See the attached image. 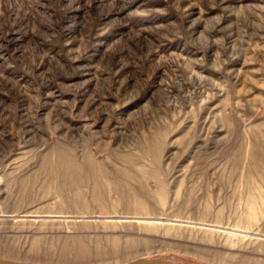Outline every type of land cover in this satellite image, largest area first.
I'll list each match as a JSON object with an SVG mask.
<instances>
[{
  "label": "rangeland",
  "instance_id": "1",
  "mask_svg": "<svg viewBox=\"0 0 264 264\" xmlns=\"http://www.w3.org/2000/svg\"><path fill=\"white\" fill-rule=\"evenodd\" d=\"M0 258L264 264V0H0Z\"/></svg>",
  "mask_w": 264,
  "mask_h": 264
},
{
  "label": "water",
  "instance_id": "2",
  "mask_svg": "<svg viewBox=\"0 0 264 264\" xmlns=\"http://www.w3.org/2000/svg\"><path fill=\"white\" fill-rule=\"evenodd\" d=\"M44 218V217H42ZM0 264H29L0 258ZM123 264H173L169 261L157 258H139Z\"/></svg>",
  "mask_w": 264,
  "mask_h": 264
}]
</instances>
